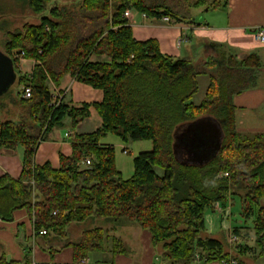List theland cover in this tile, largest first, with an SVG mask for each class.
I'll list each match as a JSON object with an SVG mask.
<instances>
[{"label": "trees", "instance_id": "1", "mask_svg": "<svg viewBox=\"0 0 264 264\" xmlns=\"http://www.w3.org/2000/svg\"><path fill=\"white\" fill-rule=\"evenodd\" d=\"M26 2L40 22L9 33L2 49L10 56L24 51L36 65L30 74L16 71L17 85L33 91L28 99L18 93L20 117L0 120V146L24 148L21 177H0V218L12 221L17 210L26 209L36 234L45 229L46 238L73 248L70 264H82L92 253H125L117 231L130 223L149 230L153 244L161 245L159 264H248L246 256L255 248L249 245L247 221L253 218L255 245L264 256V134L238 130L233 102L236 94L258 85L263 69L259 56L240 59L222 48L200 64L175 60L161 52L156 39L137 40L124 15L134 9L149 17L192 23L195 8L218 9L228 0ZM66 74L103 90V100L75 106L63 93L55 96L49 82L59 85ZM201 75L210 82L201 103L195 104ZM92 106L102 126L74 134L72 154L61 155L59 168L36 163L39 144L54 129L64 128L67 118L75 129L90 116ZM211 121L220 129L211 128ZM109 133L125 143H153L151 151L134 158L129 178L117 167L115 147L100 143ZM87 158L91 163L85 166ZM229 196L242 200L244 221L233 229L240 239L237 251L226 234L210 235L205 219L206 210H217L216 205L226 213ZM90 219H102V225L71 241L69 225ZM0 264L33 261L28 255L23 260L1 257Z\"/></svg>", "mask_w": 264, "mask_h": 264}, {"label": "crops", "instance_id": "2", "mask_svg": "<svg viewBox=\"0 0 264 264\" xmlns=\"http://www.w3.org/2000/svg\"><path fill=\"white\" fill-rule=\"evenodd\" d=\"M197 11L192 23H177L168 20L167 17H149L134 9H131L128 20L137 40L156 39L161 52L172 56L175 60L187 59L194 63L206 61L211 57H216L222 48L232 51L240 59L251 53L257 54L263 63L258 85L236 94L233 102L236 107L238 130L247 134H264V43H261L254 33L257 28H264V0H228V5L225 8L198 9ZM30 60L33 61L31 67L26 69L19 67L23 73L33 71L36 61L24 59L23 63ZM20 65L22 66V62ZM49 87L55 96L63 93L66 96L65 99L75 106H80L85 102L98 103L104 98L103 90L77 81L71 74H66L59 85L52 81L49 82ZM7 106L6 103L0 106V120L18 119L21 115V108ZM11 111L15 115L9 116L8 112ZM90 111V116L75 129L71 126L70 118L65 120L64 128L54 129L48 139L39 144L35 156L36 163L41 165L49 162L54 168H59L61 155L72 154L71 137L74 134L90 133L102 126L103 119L97 109L92 106ZM148 141L150 140L125 143L117 135L109 133L101 139L100 143L115 147L117 167L123 175L124 172H128L127 177H125L126 175L124 177L129 178L135 168L133 165L127 171L122 156L131 152L130 148H135L138 154L151 151L153 143ZM119 149H122L123 154ZM23 153L22 146L16 149L0 146V177L6 174L15 179L21 177ZM157 170L160 174L163 172L161 169ZM226 207H228V203ZM216 209L224 213L223 208L221 209L219 205H216ZM81 223L69 225L68 238L71 241L80 239L85 230L80 227ZM141 229L134 225L124 224L117 233L123 238L133 232L134 239L145 248V255H143L140 264H159V251L152 242L151 232ZM52 250L55 251L52 252ZM92 254L88 258L90 264L98 262L132 264L123 254L114 256L108 251L101 254L95 253L94 257ZM27 255L31 257L33 264H70L74 262V250L71 246L62 247L58 240L48 239L44 234H36L29 212L26 209H19L14 213L12 221H0V258L23 260Z\"/></svg>", "mask_w": 264, "mask_h": 264}, {"label": "rangeland", "instance_id": "3", "mask_svg": "<svg viewBox=\"0 0 264 264\" xmlns=\"http://www.w3.org/2000/svg\"><path fill=\"white\" fill-rule=\"evenodd\" d=\"M71 1L74 0H59V4H69ZM209 3L212 0H207ZM225 8V7H222ZM204 10L203 8H201ZM200 9V10H201ZM195 14L198 12V8H195ZM214 10V9H211ZM40 22V15L35 13L32 8L29 6V4L26 2V0H0V47L1 49L5 50V44L9 40V33H16L18 31L24 30V26L26 24H37ZM29 59V58H24ZM24 59L20 61L15 60V66L16 71H19V67L27 68L31 67L33 64V61H27L23 63ZM34 60V59H33ZM35 61V60H34ZM22 62V66L20 65ZM205 62L204 60L201 62H198V64ZM30 74V73H26ZM210 79L208 76L201 75L198 77V83H199V92L194 96L192 101L195 104L201 103V100L204 98V94H206L207 87L209 85ZM22 85L14 84L10 91L0 97V102L3 101L7 103L9 107H16L21 108V105L19 103V96L17 97L18 93L21 92L20 96L22 97ZM11 99H17V104H14L9 100ZM16 103V102H14ZM1 106V105H0ZM7 106V107H8ZM15 108V109H16ZM12 112V111H11ZM11 112L10 115H15V113ZM219 128V127H218ZM150 142V141H148ZM152 142V141H151ZM131 152L124 154L122 157L124 158V163L127 167V171L129 167L134 165V158L136 155H138V152H136L135 148H130ZM119 151L123 154L122 149H119ZM162 172V170H161ZM127 177L128 172H124ZM228 207H226V213H221L219 210H213L211 208L206 210L205 213V219H206V225H207V232L210 235L218 236L221 233L226 234L225 236H228L227 239L230 241L231 236L233 235V229L234 226L240 225L243 223V217H242V200L239 196H229L227 199ZM253 218H250L247 221V225L249 226V234L251 237V241L249 242V245L255 248L254 251L249 252L246 256V260L248 264H264V256H259V249L255 245V232L253 230ZM97 220L90 219L85 222H82L80 227H83L84 229L93 227L95 225H102V219L98 220L97 223H95ZM130 225H134L136 228L141 229L138 225L135 223H130ZM142 230V229H141ZM124 235V234H123ZM130 237V238H127ZM126 252L121 253L125 256V258L129 259L132 264H140L142 262L143 255H145V248L140 245L137 240L134 239L133 232L129 233V236H123ZM228 241V242H229ZM240 242V241H237ZM230 243V242H229ZM239 244V243H238ZM232 247H230L233 251H237V243H231ZM161 249V245L157 247V250L159 251ZM95 253L92 254L94 257ZM101 254V253H97ZM119 254V255H121ZM102 256V255H98Z\"/></svg>", "mask_w": 264, "mask_h": 264}, {"label": "water", "instance_id": "4", "mask_svg": "<svg viewBox=\"0 0 264 264\" xmlns=\"http://www.w3.org/2000/svg\"><path fill=\"white\" fill-rule=\"evenodd\" d=\"M17 72L15 60L0 47V97L5 95L16 84ZM211 128L220 129L216 121H211ZM219 127V128H218Z\"/></svg>", "mask_w": 264, "mask_h": 264}, {"label": "built area", "instance_id": "5", "mask_svg": "<svg viewBox=\"0 0 264 264\" xmlns=\"http://www.w3.org/2000/svg\"><path fill=\"white\" fill-rule=\"evenodd\" d=\"M130 13H131V10H129V9L126 10L125 13H124L125 17L128 18L130 16ZM167 19L169 20L168 17H167ZM254 33H256V35L259 38L260 42L261 43H264V28H257L256 30H254ZM12 57H13V59L15 58V59H18L20 61V60H22V59L25 58V52L22 51L21 53H15ZM21 89H22V96L24 98L28 99V98H31L32 97L33 91H32V87L31 86H29V85H22V88ZM90 163H91L90 158H87V159H85L83 161V165H85V166L90 165ZM1 220L2 219L0 218V221ZM46 233H47V231L45 229L40 230V234H46ZM237 241H240V239L237 236L232 235L231 238H230V242L231 243H234V244L235 243H239ZM81 263L82 264H90L88 258L87 259H83ZM231 263L232 264H236L237 262H236V260H232Z\"/></svg>", "mask_w": 264, "mask_h": 264}, {"label": "clouds", "instance_id": "6", "mask_svg": "<svg viewBox=\"0 0 264 264\" xmlns=\"http://www.w3.org/2000/svg\"><path fill=\"white\" fill-rule=\"evenodd\" d=\"M207 183H208V182L206 181V182H205V186H207ZM212 183H213V185H215V181H213Z\"/></svg>", "mask_w": 264, "mask_h": 264}]
</instances>
